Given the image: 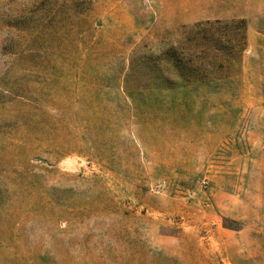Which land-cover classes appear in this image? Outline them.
Returning <instances> with one entry per match:
<instances>
[{
	"label": "rangeland",
	"instance_id": "obj_1",
	"mask_svg": "<svg viewBox=\"0 0 264 264\" xmlns=\"http://www.w3.org/2000/svg\"><path fill=\"white\" fill-rule=\"evenodd\" d=\"M0 264H264V0H0Z\"/></svg>",
	"mask_w": 264,
	"mask_h": 264
},
{
	"label": "built area",
	"instance_id": "obj_2",
	"mask_svg": "<svg viewBox=\"0 0 264 264\" xmlns=\"http://www.w3.org/2000/svg\"><path fill=\"white\" fill-rule=\"evenodd\" d=\"M205 183V182H204Z\"/></svg>",
	"mask_w": 264,
	"mask_h": 264
}]
</instances>
